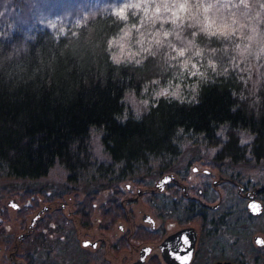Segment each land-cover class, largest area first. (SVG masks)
Returning <instances> with one entry per match:
<instances>
[{
  "label": "trees",
  "instance_id": "trees-1",
  "mask_svg": "<svg viewBox=\"0 0 264 264\" xmlns=\"http://www.w3.org/2000/svg\"><path fill=\"white\" fill-rule=\"evenodd\" d=\"M70 1L79 4L82 11L77 16L76 9L72 17L82 18L88 12L90 30L97 32L86 40L87 33L82 30L78 45L62 41L55 57L49 53L41 66L35 52L47 51L49 33L33 17L36 1L0 0V183L11 180L38 182L60 167L67 183L75 185V189L99 186L88 190L82 199L77 197L79 193L68 195V190L64 192L66 195H46L47 207H43L41 213L37 211L32 220L39 214L38 222L31 228V220L27 226L29 235L20 242L24 248L52 217L74 226L77 233L99 224L110 226L126 220V193L121 186L133 182L150 187L154 180L150 178L177 169L178 158L184 150L181 145L188 146L196 141L209 155L211 149L216 148V155L206 165L238 182L241 180L229 171L238 166L264 167V89L259 93L261 102L258 105L253 104L252 97L243 101L238 97L233 99L232 90L240 93L242 85L232 81L225 83L221 78L216 86L205 88L200 105L175 109L162 102L158 109L144 116L143 122L135 123L131 105L125 101L128 104L126 112L125 104L119 103L126 86L123 81H114L111 69L107 81L103 76L93 81L88 75L103 63L94 44L101 30L110 29L106 20L92 18L94 13L102 14V9L93 8L91 0ZM122 75L127 76V70ZM244 94L248 95L247 90ZM230 105L235 112L229 110ZM125 115L128 117L125 124L117 122ZM177 127H183L184 133L176 135ZM217 129L223 130L230 142L225 144L217 137ZM251 134L256 136L251 146L248 143L242 148L237 146L240 139ZM257 185L264 188V182H257ZM245 186L249 185L245 183ZM108 189L109 195L101 198L100 192ZM227 193L233 194L229 189ZM33 194L37 192H28L21 199L27 200ZM259 194L264 200V191ZM66 198L71 199L69 205L65 203ZM71 203L74 205L68 216L65 211ZM18 205L21 207L19 200ZM31 207L18 209L8 203L1 209L10 224L26 225ZM173 208H179V212L187 216H193L198 209L205 211L194 206L186 209L178 204L170 205L168 210ZM98 210L100 213L95 216ZM13 213L14 218L11 217ZM218 214L216 224L210 222L209 225L215 226V230L204 227L207 236H238L244 233L246 222L258 219L247 215L246 221L234 222L231 221L236 214L234 210L221 213L227 219L220 220ZM144 233L138 236L142 240L147 239Z\"/></svg>",
  "mask_w": 264,
  "mask_h": 264
},
{
  "label": "clouds",
  "instance_id": "clouds-1",
  "mask_svg": "<svg viewBox=\"0 0 264 264\" xmlns=\"http://www.w3.org/2000/svg\"><path fill=\"white\" fill-rule=\"evenodd\" d=\"M90 4L102 9V14L94 13L92 18L106 20L110 30H101L96 37L94 49L103 63L88 75L93 81L101 76L107 81L111 69L112 79L123 81L126 86L119 103L127 101L131 105L133 122H143L144 116L158 109L162 102L175 109L198 106L205 88L216 86L221 78L225 83L242 85L240 93L232 90L233 99L243 101L252 97L253 104L261 102L264 0H91ZM39 23L49 33L47 51L35 52L41 66L49 53L55 57L62 41L78 45L82 30L87 33L86 40L97 32L90 30L88 12L82 18H74L70 12L47 13ZM124 70L127 76L122 75ZM229 110L236 111L232 105ZM127 119L125 115L117 122L125 124ZM183 133V127L176 128V135ZM215 134L225 144L230 142L223 130L217 129ZM255 139L254 134L248 135L237 146H251ZM216 153L217 149L212 148L210 155ZM253 210H257L256 206ZM147 223L156 227L151 219Z\"/></svg>",
  "mask_w": 264,
  "mask_h": 264
},
{
  "label": "rangeland",
  "instance_id": "rangeland-1",
  "mask_svg": "<svg viewBox=\"0 0 264 264\" xmlns=\"http://www.w3.org/2000/svg\"><path fill=\"white\" fill-rule=\"evenodd\" d=\"M36 5L33 7V17L38 19L39 21L45 18V14L51 13L52 15H60L61 13H73L77 9V16L82 14L81 6L77 7L76 2H71L70 0H35ZM56 1V2H55ZM193 140V139H192ZM195 143H190L188 146L184 147V150L181 154V156L178 158V163L175 168L177 169H188L191 171V178L194 179L193 175V169L198 168L201 171H204L205 169L209 167L206 164H209V161L211 160V157L207 151L204 148L198 147V143L194 141ZM192 164V166H190ZM210 168V167H209ZM220 170H215V178L212 180H215V182L219 181L220 178ZM229 174H234L241 180L240 183H243V185L246 183L249 185L248 188L253 189L254 187H259L260 185L256 186V183H263L264 182V167L259 168H248L243 166H238L234 168L232 171L228 172ZM228 174V175H229ZM225 176V175H224ZM227 176V175H226ZM150 178V177H149ZM158 178V177H157ZM156 178V179H157ZM151 180L155 179V177L150 178ZM11 182V183H8ZM4 181L0 183V248H3L4 243L7 241L8 246L11 245L12 238H14L15 233L18 232L17 226L19 222H16L15 224L9 223L7 220L6 214L3 213L4 205H8V203L12 200H16L21 204V207L25 208L27 206L31 207V212L27 218L26 226H28L34 217V215L37 213L38 210H41L39 213L42 212V208L45 209L47 207V201H45V196L49 194L59 195L65 192V190H68L70 193L68 195H71L72 193H79L78 198L82 199L84 198L85 194L88 190H94L98 185H92L90 187L84 188L83 186H78L77 189H75V185L71 186L67 183L66 174L60 167H56L48 177L42 179L38 182H32V181H25L22 180H11V181H5V184H3ZM133 182H130L129 184H132ZM128 184V183H126ZM126 184H123L121 187L123 190H126ZM135 193L137 191V188L140 187L138 184L136 185ZM219 188V186H217ZM225 189V190H224ZM227 189L231 190L232 188L223 187L221 190L225 193ZM109 190V189H108ZM142 190H146V188H142ZM217 193H219V190H216ZM233 194L227 195L225 197V201L221 206L220 212L221 213H228L232 210L236 214H234L231 221L238 222L239 220L246 221L247 218V211H246V202L238 198L235 192V189H232ZM28 192H37V194H33L31 198L27 200H22L21 197L25 195ZM109 191H102L100 192V197L104 198L109 195ZM42 193L44 194V197L42 196ZM65 194V193H64ZM76 194V195H77ZM66 195V194H65ZM44 198V200H43ZM38 200V201H37ZM65 201L66 204H70L71 199L66 198ZM231 200V201H230ZM216 201L218 203V196H216ZM101 202V201H100ZM99 202V204H100ZM98 204V206H99ZM74 204L71 203L70 206H67L66 213L68 216L70 215V207ZM146 206V205H144ZM27 209V208H26ZM179 208H173L171 211H168V214H174L169 215L173 216L174 219H168L169 221V231H172L174 229H178L177 222L178 221H184L187 219V215L179 212ZM178 210V211H177ZM160 214V211H159ZM11 217L14 218V213L11 214ZM246 222L247 225L244 226L245 231L244 233H239L238 236H216L213 237L211 241L206 240V244L209 245L208 249L206 247V251H211L212 249L213 254L211 257L207 260L202 259V263L198 264H211L218 255L225 256V259H229L232 261H235V259H241V261L244 262V264H264V259L262 256H264L263 251L257 250L256 245L253 242V239L255 236H263L264 237V214L262 217L256 219L255 221H248ZM95 229H92L90 234L87 233L89 236H92L93 234L101 235L102 231L99 230L98 227H94ZM114 229V228H113ZM113 229L111 228L110 231L106 232V234L113 235L115 238H118L120 236V232L117 230L113 233ZM237 229V228H236ZM232 231V229H231ZM87 231L82 230L79 233H77L74 230V226L72 227L70 224L66 225L63 221L58 219L57 217H52L50 220H46L44 225H42L35 234V237L31 240H29L28 245L24 248L26 251V255L29 258L28 263L29 264H86V261L88 260V252H83V249L81 247L82 241L86 239L85 233ZM235 232V229L232 231ZM87 237V239L89 238ZM104 237V236H103ZM139 241H142L141 237H138ZM231 241V242H230ZM210 245H213V247H210ZM15 246H12L8 252H11ZM203 250V249H202ZM9 254V253H8ZM7 254V255H8ZM102 255L101 259H103L104 253H100ZM118 256L116 258V264H126L128 259L131 256V252L129 251V248L126 247L119 251V253H116ZM207 256V255H206ZM111 258V256H110ZM208 258V256H207ZM1 261V259H0ZM199 262V261H198ZM150 264H154L151 262Z\"/></svg>",
  "mask_w": 264,
  "mask_h": 264
},
{
  "label": "flooded vegetation",
  "instance_id": "flooded-vegetation-1",
  "mask_svg": "<svg viewBox=\"0 0 264 264\" xmlns=\"http://www.w3.org/2000/svg\"><path fill=\"white\" fill-rule=\"evenodd\" d=\"M190 166H192V164H190ZM189 168L190 167L185 170L175 169L174 171L167 172L158 178L156 177L157 179L155 178L152 181L150 187H144L146 190H142L143 186H140L137 188L136 193V186L134 183L129 184V182L126 184V199L124 202V214L126 215V220L115 222L110 224V226L99 224L98 228L100 231H102L104 237L100 234H93L92 236H89L87 233L90 234L91 230L95 228L90 227V229H86V239L83 240L81 244L83 252H88V260L86 261V264H116L115 260L118 256L116 253H119L120 250L126 247H128L129 251L131 252V256L126 264H150L151 262L154 264H182L183 257L186 255L182 254V250L181 253L177 252L176 254H169L168 248L163 252L159 246L171 235L189 228L195 230L197 239L192 258L188 264L202 263V259L208 260L213 254L214 250L212 249L211 251H206V247L208 249L209 245H207L205 242L206 240L211 241L213 239L212 237L215 235L211 236L209 234L207 236V233H205L204 230L205 228L209 230L216 229L215 226L211 227L209 225L210 222L216 224V214L219 213L218 215H221V206L225 201V197L228 195L227 191L224 193L221 190L222 186L224 188L228 187L235 189L237 197L243 199L246 202L247 215L254 218H260L263 216L264 200L262 199L261 195L258 193L256 195V199L262 203L263 212L261 215L255 216L252 215L248 209L250 197H248L247 194L250 193L252 195L254 190L263 189L260 191L261 193L264 191V188L254 187L253 189H250L248 188L249 186H245V184L243 185V183L238 182L236 178L224 176L221 171H219L221 173L219 181L215 182V180H212L215 178V169L209 167L204 171L194 168L196 171H193L194 179L192 180L191 171ZM217 186H219V188H217ZM216 190H219L220 192L217 193ZM216 196H218V203L216 201ZM177 204L186 209L194 206L200 207L205 211H199L198 209L197 213H195L193 216L189 215L188 213L189 216H187L186 220L178 221L176 223L178 229L169 231L168 224L170 220L168 219H174V217L169 216L167 210L170 205ZM164 207L167 210L160 211V209ZM20 208L21 207L19 206L18 209ZM99 213L100 212L98 210L95 213V216L99 215ZM201 213L202 216L200 217L199 214ZM223 217L224 219H227V216L223 214L219 216V219L221 220ZM149 219L155 223V228H153L150 223H147ZM102 225L104 227H102ZM111 228H114L113 233L117 230L120 232V236L118 238H115L114 234H106V232L110 231ZM17 229L18 232L15 233L14 238H12L11 245L8 246L9 244L6 241L3 245V248H0V264H23L20 262V260H25L27 264H29L25 256L26 252L24 249V244H21L19 239V237L22 235H25L24 239L29 235L27 226L22 225V223L19 222ZM121 229H123V231H121ZM142 233L145 234L147 239L139 241L138 236ZM88 236L89 238L87 239ZM255 237L253 242L256 245L257 250L264 252V244L257 245L255 242ZM187 245L188 244H185L184 241L185 248H188ZM12 246H15V248L13 251L8 252ZM210 247H213V245H210ZM100 253L105 254L103 255V259H101L102 255ZM224 257L225 256L218 255L216 260H214L211 264H216L219 262L244 264L240 258L232 261L225 259Z\"/></svg>",
  "mask_w": 264,
  "mask_h": 264
},
{
  "label": "water",
  "instance_id": "water-1",
  "mask_svg": "<svg viewBox=\"0 0 264 264\" xmlns=\"http://www.w3.org/2000/svg\"><path fill=\"white\" fill-rule=\"evenodd\" d=\"M263 189H256L252 192V195L250 193L247 194L249 198V203H248V209L250 211V213L252 215H255V216H259L262 214L263 212V205L260 201H258L256 199V195ZM9 205L12 206V205H16L15 208H18L19 205H18V202L16 200H12L9 202ZM253 205L256 206V209L257 210H253ZM39 217L40 215L38 214L33 220H32V224H31V228L34 227V225L38 222L39 220ZM25 235H22L19 237L20 241H22L24 239ZM196 239H197V236H196V232L194 229L192 228H189V229H186V230H183L179 233H176L174 235H171L165 242H163L159 247L161 250H164L168 248L169 250V254H176L177 252L178 253H181V250H182V254H186L184 257H183V261H187V264L189 263V261L191 260L192 258V255H193V251H194V247H195V243H196ZM187 240L189 241L188 242V248H185L184 246V241ZM260 240L261 243H257V241ZM255 242L257 245H263L264 244V240H263V237L262 236H256L255 237ZM13 251V250H12ZM16 253V252H14ZM189 256H190V259H189ZM186 258V259H185ZM20 262H22L23 264H26V262L24 260H20ZM216 264H233L231 262H225V263H216Z\"/></svg>",
  "mask_w": 264,
  "mask_h": 264
},
{
  "label": "snow or ice",
  "instance_id": "snow-or-ice-1",
  "mask_svg": "<svg viewBox=\"0 0 264 264\" xmlns=\"http://www.w3.org/2000/svg\"><path fill=\"white\" fill-rule=\"evenodd\" d=\"M253 207H255V205H253Z\"/></svg>",
  "mask_w": 264,
  "mask_h": 264
}]
</instances>
